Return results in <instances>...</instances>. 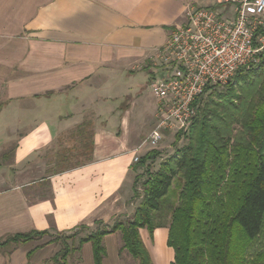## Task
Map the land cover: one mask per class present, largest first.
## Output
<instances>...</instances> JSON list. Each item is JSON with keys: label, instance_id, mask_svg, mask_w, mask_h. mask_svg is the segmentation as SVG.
I'll use <instances>...</instances> for the list:
<instances>
[{"label": "crops", "instance_id": "0c3cea01", "mask_svg": "<svg viewBox=\"0 0 264 264\" xmlns=\"http://www.w3.org/2000/svg\"><path fill=\"white\" fill-rule=\"evenodd\" d=\"M207 3L0 0V242L127 218L140 173L133 160L150 152L139 148L156 124L149 60L188 6ZM140 233L154 264L173 263L168 228ZM29 245L0 264H54L50 246L28 260ZM115 249L113 264H123V246ZM77 255L76 264H94L91 243Z\"/></svg>", "mask_w": 264, "mask_h": 264}, {"label": "trees", "instance_id": "16d2710c", "mask_svg": "<svg viewBox=\"0 0 264 264\" xmlns=\"http://www.w3.org/2000/svg\"><path fill=\"white\" fill-rule=\"evenodd\" d=\"M259 59L238 72L226 93L213 92L206 102L199 101L197 118L184 136L188 144L156 173L150 174L149 163L156 162L159 152L150 151L140 159L138 166L149 178L142 193L137 185L145 174L135 178L133 193L141 202L133 216L113 225L99 224L79 241V249L91 243L94 264H103L106 257L103 239L118 232L122 250L138 264H154L140 231L146 229L153 239L159 228L169 229L171 264H264V251L250 253L264 232V52ZM239 89L249 91V96L243 98ZM233 125H239L236 135ZM181 137L178 134L175 143ZM177 179L183 186L175 206L171 192ZM48 234L9 237L0 242V255L9 244L27 245ZM38 249L31 250L27 259ZM73 250L66 243L53 263L68 264Z\"/></svg>", "mask_w": 264, "mask_h": 264}, {"label": "built area", "instance_id": "2783aa9c", "mask_svg": "<svg viewBox=\"0 0 264 264\" xmlns=\"http://www.w3.org/2000/svg\"><path fill=\"white\" fill-rule=\"evenodd\" d=\"M263 52L264 0L188 6L183 22L150 58L156 124L139 149L158 147L169 133L185 136L197 118L199 101L233 83L242 69L258 64Z\"/></svg>", "mask_w": 264, "mask_h": 264}, {"label": "rangeland", "instance_id": "374dc122", "mask_svg": "<svg viewBox=\"0 0 264 264\" xmlns=\"http://www.w3.org/2000/svg\"><path fill=\"white\" fill-rule=\"evenodd\" d=\"M207 4L208 5L210 4V0H208ZM218 9L221 10V9H223V7H220ZM151 63L152 62L149 60V64H148L149 67H150ZM235 79L233 80V83L235 82ZM147 85H150V80H149V84H147ZM148 90L150 93L151 89L149 88ZM226 90H227V87L226 88H220V89L212 91V94H213V92L214 93L215 92L216 93H226ZM237 91L243 95V98L245 96H247V97L249 96V91H243L242 89H239ZM212 94L211 93L206 94L204 96L202 102L203 103L206 102L208 100V98L210 97V95H212ZM233 130H234V134L236 135L239 131V125H233ZM175 142H176V136H173L172 134L169 133V135H167L165 137L164 141L158 147L150 148L149 146H146L144 151L155 150V151L160 153L156 162L149 163L151 175L156 173L159 170L160 165L164 161H166L168 158L173 156L175 154L176 150L181 149L183 146L188 144V140L184 136L181 137V140L178 143H175ZM139 171H140L139 175L145 174L144 175L145 177L141 178L139 180L138 185H137L138 190L142 193V190H143L142 185L148 180L149 175H146L145 169L143 167H139ZM182 186H183V180L182 179H177L173 183L172 192H171V199H172V202L175 206L176 205L178 206L180 204L178 195L180 194V192L182 190ZM140 202H141V199L135 198L134 193H133V197L130 200V202L128 203V206H130V207H129V210H127V214H126L127 218L124 219L123 222L130 219L133 216L134 210L136 209V207L139 206ZM93 232H89L87 230L81 229V230H77V231H73V232H69V233H63V234H57V233L51 234V233H49L48 235L41 237V238L36 237L30 243V245L27 247V249L33 250L35 248L40 249V248H43L46 246H50V248L48 250L49 251V257H50V261L53 262L54 257L57 256L64 249V247L67 243L70 246V248H72V250L74 249L72 251L70 257L68 258V264H76V261L78 259L77 251L79 250V241L82 238H85L86 236H88V234H91ZM113 238H114V240L109 239L106 241L105 246H106V250L108 252L106 264H113L116 262V260H118V249L117 250L115 249V244L120 243L121 246H123L122 234L120 232L116 233ZM146 241H149V239L147 238ZM147 244H148V242H147ZM15 246H16L15 244H9V246L2 249L3 254L9 253L11 250H13V248ZM157 250H160V249L156 248V251ZM262 251H264V232L262 233L261 237H259L254 242V244L252 245V247L250 249V253L256 254V253H260ZM125 252H126L127 257L124 259L125 261L123 260L124 261L123 264H138V262L136 260H134L126 250H125ZM24 259H25V257H24Z\"/></svg>", "mask_w": 264, "mask_h": 264}]
</instances>
